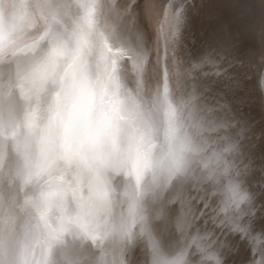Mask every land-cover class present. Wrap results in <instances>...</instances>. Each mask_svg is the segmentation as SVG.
Masks as SVG:
<instances>
[{"label": "bare ground", "instance_id": "bare-ground-1", "mask_svg": "<svg viewBox=\"0 0 264 264\" xmlns=\"http://www.w3.org/2000/svg\"><path fill=\"white\" fill-rule=\"evenodd\" d=\"M43 1L35 0L26 8L27 0H0V9L9 4L8 17L15 20L8 34L0 37V212L12 200L33 213L41 207L54 212L71 210L76 205L66 201V191H86L97 185L100 171L106 168L120 184L108 200L91 210L92 231L77 251L78 264H122L132 247L137 249L135 264H165L182 252L184 264H224L227 257L214 249H208L213 259H207L206 253L190 261L193 237L187 233L171 240L169 254L148 222L152 206L159 204L173 184L182 186L200 179L219 183L212 152L202 147L190 130V81L181 65L180 45L168 46L177 27L170 17H160V0H149L147 6L144 0H137L136 8L129 12L131 19L124 14L129 0H96L88 18L65 0H46L42 5ZM194 6L195 12L189 13L190 27L185 30L186 42L216 31L221 40L240 36L250 51H259L264 0H217L212 8L209 0H194ZM237 6L244 9L245 20L229 28L223 18ZM35 21L37 25L31 28ZM137 31L144 32V41L137 50H130L128 38L134 39ZM165 36H169L167 44ZM53 57L57 72L68 78L59 103L51 85L43 87L41 73ZM161 58L168 60L167 82L175 105L169 101V91L166 99L163 95ZM249 92L253 98L247 115L254 121L258 139L264 131V98L251 85ZM74 96L79 97L80 107H73ZM89 98L90 120L101 117L113 105L124 117L116 148H127L133 124L141 130L148 125L154 137L153 164L167 170L179 160L180 170L168 176L163 190L149 191L148 182L137 186L120 173H112L113 167H126L128 157L112 147H99L86 135L84 106ZM133 100L138 105L135 110ZM168 105L176 109L179 131L166 139L169 126L161 128L160 123L169 119ZM170 148L174 150L171 156ZM230 195L227 187L221 190L224 201ZM15 238L24 240L19 224ZM197 244L208 248L203 239ZM247 259L246 252L238 250L228 258V264H246Z\"/></svg>", "mask_w": 264, "mask_h": 264}, {"label": "snow or ice", "instance_id": "snow-or-ice-1", "mask_svg": "<svg viewBox=\"0 0 264 264\" xmlns=\"http://www.w3.org/2000/svg\"><path fill=\"white\" fill-rule=\"evenodd\" d=\"M149 0H144L148 5ZM137 0H129L124 10L127 15L136 8ZM160 17L171 18L177 27L176 37L169 47L180 45L183 70L187 75L191 94L190 130L202 147L212 152L219 183H205L203 179L182 186L173 184L168 194L153 205L148 222L152 231L164 243L162 247L171 254V240H178L187 233L193 237L188 252L190 261L207 253L208 249L219 251L228 258L238 250L247 254L246 264H264V131L256 137L254 121L247 115L252 95L249 86L264 98V29L260 31L259 51H250L240 36L228 35L221 40L216 31L205 39L186 42L185 30L190 27V12H195L194 0H160ZM220 31L227 32L221 28ZM154 37L159 41L155 30ZM143 31L128 38L130 50H137L144 41ZM166 44L169 36H165ZM163 95L168 94V60H163ZM55 58L42 66L43 87L54 90L59 103L61 93L68 83L66 74L57 72ZM251 73V79L249 74ZM78 96L73 97V107H80ZM133 100V110L137 108ZM169 127L166 139L179 131L177 112L168 105ZM92 102L84 106L88 121L86 135L93 138L101 148L112 147L124 152L129 163L126 167L111 169L139 186L148 182V190H163L167 178L180 170L177 159L165 170L152 162L153 132L145 125L143 130L133 124L127 148H116V137L121 131L124 117L113 105L96 120H90ZM169 155L174 152L169 149ZM101 180L86 191H73L76 206L61 212L41 207L33 213L17 201L8 203L0 212V264H78L77 251L84 247L92 227L89 224L91 210L108 200L119 187L120 180L108 175L105 168L99 173ZM225 180L227 181L225 185ZM227 187L231 194L227 201L221 190ZM159 196V192L156 193ZM23 227L24 240L15 238L17 225ZM179 230V235H178ZM95 237H93V240ZM198 239L207 242L208 248H199ZM187 247V244H185ZM39 249V254H37ZM135 247L124 254L122 264H135ZM171 264H184V253ZM219 264V261H217Z\"/></svg>", "mask_w": 264, "mask_h": 264}, {"label": "rangeland", "instance_id": "rangeland-1", "mask_svg": "<svg viewBox=\"0 0 264 264\" xmlns=\"http://www.w3.org/2000/svg\"><path fill=\"white\" fill-rule=\"evenodd\" d=\"M30 3H29V2ZM35 2V0H27V2H25L26 4H23V6H28L26 8H29L33 5V3ZM65 2H67V4L69 6H71V4H73V8H74V11H77V13L83 17H90L91 16V13L92 11L94 10V8L96 7L95 4H96V0H65ZM217 2V0H209V4H210V7H214L215 3ZM46 3V0L43 1L42 5H44ZM84 5V6H83ZM9 4L5 3V4H2L1 6V9H0V37L8 34V32L10 31V27L15 23V20H12L11 18L8 17V11L9 9L11 8ZM88 6V7H87ZM76 8V9H75ZM240 8V9H239ZM239 9V10H238ZM243 10V11H242ZM130 16H128L129 19H131V14L128 13ZM127 14V15H128ZM244 15H245V11L244 9L241 7V6H237L236 8H234L230 13L226 14L223 18V22L229 27V28H233L234 26L236 27L237 25L241 24L244 22L245 18H244ZM3 18V19H2ZM36 22V21H35ZM33 22L34 24L31 25V28L35 27L37 25V22L35 23ZM214 22L211 23V25L213 24ZM222 24V23H221ZM220 24V25H221ZM7 25V26H6ZM211 25H209L211 27ZM6 26V27H5ZM4 27V28H3ZM9 28V29H8ZM5 32H4V31ZM28 30H31L30 28ZM206 37H201V40L202 39H205ZM168 87V94H169V101L171 104L175 105V100L174 98H172V90ZM168 94H167V97H168ZM110 108H108L109 110ZM165 124L163 123H160V125H162L161 128L163 127H168L169 126V119L166 117V121H164Z\"/></svg>", "mask_w": 264, "mask_h": 264}, {"label": "water", "instance_id": "water-1", "mask_svg": "<svg viewBox=\"0 0 264 264\" xmlns=\"http://www.w3.org/2000/svg\"><path fill=\"white\" fill-rule=\"evenodd\" d=\"M74 189H69L66 191L65 196H66V201L69 199L71 206H75L76 205V201L73 199L72 193H73ZM65 201V204H66ZM119 227V231H120ZM165 264H171V262L167 261Z\"/></svg>", "mask_w": 264, "mask_h": 264}]
</instances>
